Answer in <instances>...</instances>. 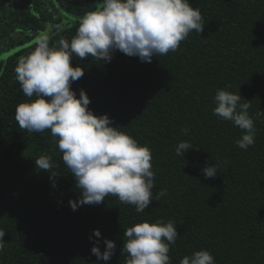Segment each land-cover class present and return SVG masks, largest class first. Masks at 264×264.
<instances>
[{"label": "trees", "instance_id": "trees-1", "mask_svg": "<svg viewBox=\"0 0 264 264\" xmlns=\"http://www.w3.org/2000/svg\"><path fill=\"white\" fill-rule=\"evenodd\" d=\"M100 1L0 0V58L17 49L0 60V264H126L125 229L158 219L174 221L180 235L170 247L172 264L199 250L210 251L216 264H264V121H255V144L243 150L236 144L241 130L213 113L216 91L225 88L240 92L253 116L264 110V0H190L204 31H192L176 52L151 63L118 50L110 62L71 61L84 69L71 85L77 98L85 90L95 115L107 114L113 127L151 150L153 194L167 195L143 213L111 195L74 211L69 201L78 202L81 192L50 131L28 132L15 119L29 98L14 69L36 46L34 36L66 14L78 19L49 37L70 41ZM181 141L194 146L184 156L175 151ZM42 155L56 165L50 172L35 165ZM217 160L228 163L205 179L202 169ZM106 239L116 243L107 262L91 253L96 241L105 251Z\"/></svg>", "mask_w": 264, "mask_h": 264}, {"label": "clouds", "instance_id": "clouds-1", "mask_svg": "<svg viewBox=\"0 0 264 264\" xmlns=\"http://www.w3.org/2000/svg\"><path fill=\"white\" fill-rule=\"evenodd\" d=\"M204 28L201 10L194 8L190 0H102L100 9L81 17L70 41L61 37L52 43L47 34L39 35L34 49L19 58L14 69L16 80L29 101L17 105L15 119L28 132L50 131L81 192L78 202L69 201L74 211L85 204L99 205L111 195L143 213L153 200L167 195V189L153 194L155 173L148 146L113 127L107 114L95 115L89 109L91 101L85 90L81 89L77 98L71 85L83 77L84 69L74 67L73 58L92 57L110 62L118 50L151 63L154 57L176 52L192 31L201 34ZM214 103V115L241 130L237 146L243 150L253 146L257 134L255 121H264V110L253 116L249 112L251 103L242 102L240 92L226 88L217 89ZM181 131L189 134L188 128ZM193 147L191 142L181 141L175 151L184 156ZM227 163L217 160L207 164L202 169L205 179L215 178L218 169ZM35 165L49 172L56 166L49 155L36 158ZM4 236L5 231L0 230V251L5 247ZM94 236L101 237V232L94 230ZM179 236L171 220L143 221L128 227L123 246L126 264H172L170 247ZM104 243L105 251L101 252L96 241L91 253L107 262L115 254L116 243L107 239ZM180 264L216 261L210 251L199 250L184 256Z\"/></svg>", "mask_w": 264, "mask_h": 264}, {"label": "rangeland", "instance_id": "rangeland-1", "mask_svg": "<svg viewBox=\"0 0 264 264\" xmlns=\"http://www.w3.org/2000/svg\"><path fill=\"white\" fill-rule=\"evenodd\" d=\"M100 5H102V0L98 3V6H100ZM62 15H63L62 22L60 23L59 26L49 25L47 27L46 31L40 33L39 35L47 34L48 36H50L54 32V29L61 30V29L65 28L66 26H69V25L73 24V22L78 19V18H75V17H72V16H67L66 14L65 15L62 14ZM39 35H35L34 39L31 42L32 43L36 42V39H37V37ZM15 51H17V49H12L9 52H6V53L2 54V57L0 58V60L6 59L9 55H11Z\"/></svg>", "mask_w": 264, "mask_h": 264}]
</instances>
